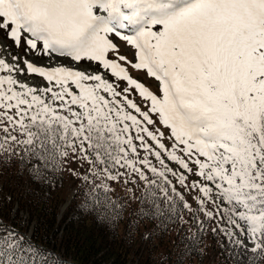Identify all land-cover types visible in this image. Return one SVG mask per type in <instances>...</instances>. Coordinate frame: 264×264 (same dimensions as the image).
<instances>
[{
    "label": "snow or ice",
    "instance_id": "6c2138e0",
    "mask_svg": "<svg viewBox=\"0 0 264 264\" xmlns=\"http://www.w3.org/2000/svg\"><path fill=\"white\" fill-rule=\"evenodd\" d=\"M0 33L24 49L14 55L0 44V162L7 165L17 156L21 172L31 164L34 178L67 171L81 181V203L113 222L122 217L124 205L111 198L110 182L135 185L125 189L128 202L139 205L128 227L155 221L145 240L175 222L166 212L175 209L177 199L203 234L204 222L172 185L171 175L196 193V211L204 220L217 221L213 235L259 264L264 257V0H0ZM114 38L135 50L134 61L119 53ZM37 58L45 63L37 65ZM65 59L73 63L66 65ZM118 61L145 70L158 81L159 95ZM33 76L43 83H31ZM130 90L148 104L146 110L129 98ZM165 139L172 140L170 147ZM76 161L79 168L65 167ZM188 175L198 180L189 183ZM192 239L199 242L198 236ZM0 264L65 261L0 221ZM176 264H183L182 257Z\"/></svg>",
    "mask_w": 264,
    "mask_h": 264
},
{
    "label": "trees",
    "instance_id": "16d2710c",
    "mask_svg": "<svg viewBox=\"0 0 264 264\" xmlns=\"http://www.w3.org/2000/svg\"><path fill=\"white\" fill-rule=\"evenodd\" d=\"M0 37L7 40L3 33ZM20 164L17 156L7 165L0 162V221L23 236L25 242L53 252L65 264H161L162 257H166L163 264H176L178 257H182L183 264H252L254 258L250 253L239 248L230 251L221 235L214 236L208 229L200 234L197 223L192 221L193 213L187 216L179 199L175 209L166 212L175 222L168 224L167 231H158L149 240L142 237L154 228L155 221L145 219L135 229L128 227L134 219L130 213L139 206L137 202H128L129 194L111 193L112 199H119L124 205L122 217L113 222L98 216L90 210V205L81 203L84 199L81 181L75 183L77 190L58 220L59 209L65 202L63 184L48 192L43 175L34 178L30 172L25 174L27 164L22 172ZM45 172L63 179L64 172ZM146 174L151 178V173L146 171ZM138 183L142 187V182ZM135 194L140 195L138 189ZM161 207L165 205L161 203ZM194 212L196 219L202 220L207 228L208 221L203 214ZM179 217L188 223L182 224ZM194 236L199 237L198 243L192 239ZM186 245L190 250L188 255H184ZM259 264H264V257L259 259Z\"/></svg>",
    "mask_w": 264,
    "mask_h": 264
},
{
    "label": "rangeland",
    "instance_id": "374dc122",
    "mask_svg": "<svg viewBox=\"0 0 264 264\" xmlns=\"http://www.w3.org/2000/svg\"><path fill=\"white\" fill-rule=\"evenodd\" d=\"M0 35H1V33H0ZM114 42L118 45V50H119V53L121 55H124L127 58L128 61H134V51H135L134 49H132L130 46H128L125 42L120 41L118 38H114ZM0 44L9 45L11 47V51H12V53L14 55L17 53V51H19V53L21 55H23V53H24V49L23 48L17 50L15 48V46L12 45V43H10L7 40H4L1 37H0ZM28 58L29 59H33L32 56H29ZM111 58L115 59L116 58L115 57V54H112L111 55ZM7 59L11 63V57H8ZM118 62L121 63V66H123V67L126 68V71L129 73V75L132 78L136 79L138 82L143 83L146 87L149 88L150 91H153L154 94L159 95V92H158L159 83H158V81H156L154 78L148 77L145 70H139V71L138 70H134L130 66V64L125 63V62H122V61H118ZM36 63H37V65H43L45 63V60L44 59L37 58L36 59ZM63 63L66 64V65H71L73 62H71L70 60L65 59V60H63ZM81 64L82 65H86V66H88L90 68L93 67L92 65L88 64V62H83V63L81 62ZM101 74H103V73H101ZM18 79L23 80V79H25V77L20 76V77H18ZM109 79L110 80H113L114 78H111L109 76ZM29 80L33 84L43 83L42 78H38V77H35V76L30 77ZM118 83H119V88H123V87L126 86V82L121 81V82H118ZM129 98L132 99L134 102H136L137 105H139V107H141L142 110H146L147 109L148 104L146 102H144L142 100V98H140L139 95L137 93H135L134 90H130ZM157 128H159L161 131H164L165 132V135L168 136V130L164 129L163 126H161V125H159L157 123ZM163 142L166 144V146L170 147V145L172 143V140L171 139H165ZM141 156H143L142 153H141ZM149 159L151 160L152 158L149 157ZM69 166L72 167V168H79L80 162L79 161H76L74 163H71L70 165H65V167H69ZM87 167H88V165L87 164H84L83 165V168H80V171L83 173V171L85 169H87ZM156 167L159 168V164H157ZM121 171H124V170L121 169ZM45 175L46 176H50V172H45ZM193 179L198 180V178H196V177H194L192 175H188V182L189 183ZM48 181L53 183V180L50 177H48ZM76 182H80V180L77 179L76 177H73L72 175H70L67 171H64V173H63V179H62V184H63V187L64 188H62V189L64 190V194H65V202L61 205V207L59 209L58 220L60 219V217L64 213V211L67 209V207H68L67 204L70 201L71 195L76 191V188H75V183ZM110 183L112 184V187L114 188V192H119V193H122V194L123 193L124 194H129L125 190L126 188H134L133 184H131V183H129L128 185H123L122 183L121 184H117L115 182H110ZM58 184H61V182H59ZM178 191H179V193L181 192V194H183L182 196L184 197V200L190 205V207L193 210H196L197 207H198V205L196 204L195 200L193 199V196H195L196 193L195 192L190 193L185 188L181 187L180 185H179ZM205 207L206 208H211V205L208 204V203H206ZM191 213L192 212H189L186 209L187 216L188 215H191ZM199 216H201V214ZM24 217H25V215H24ZM216 223H217V221H215V220L208 221L207 229L208 230H211V228L214 227Z\"/></svg>",
    "mask_w": 264,
    "mask_h": 264
}]
</instances>
